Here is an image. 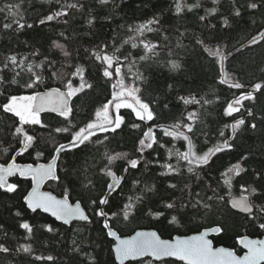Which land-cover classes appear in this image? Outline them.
I'll list each match as a JSON object with an SVG mask.
<instances>
[{"label":"trees","instance_id":"1","mask_svg":"<svg viewBox=\"0 0 264 264\" xmlns=\"http://www.w3.org/2000/svg\"><path fill=\"white\" fill-rule=\"evenodd\" d=\"M64 3H73L75 0H62ZM85 4L82 12L70 10L68 17H61L57 20L47 22L44 25L39 24V19L52 11L57 10L59 5L55 0H0V7L5 4H19V11L23 14L27 23H32V28L21 31L4 30L3 24L10 22L6 19L7 13H0V60L8 54H18L19 56H28L30 60L39 63L47 57L55 62V68L65 74L74 71V66L82 65L85 68V78L93 84L91 90H86L74 98L75 117L73 123L82 125L90 119L95 109L102 106L111 98V88L101 76L99 65L89 55L87 49L94 48L103 42L111 45L113 41L119 45L129 35L128 25H136L158 16L161 23L153 27L161 29L152 33H146L148 40L158 43L161 48L158 49L160 55L159 63L144 64L141 71H144L148 77V83L141 85L143 99L149 102L151 107L158 115L156 123L161 126H167L177 120L182 119L188 111H197L202 123H197L196 140L198 148L205 149L214 144L222 142L232 136L230 125L234 119L243 117L246 120L245 126L237 132L234 139L229 142L234 144L232 150H226L217 153L213 157L209 181L216 186V179L219 173L227 169L232 164L241 160L242 156H247L246 161H242L243 166L248 168V172L242 174V179L237 178L234 183V194L238 195V186L240 183L264 185V180L255 181L253 169L264 170V93H257V101L253 104L245 102L247 107L253 109L254 115L247 116L245 110L234 114V117H225L223 108L226 102L241 91L251 90V84L264 80V43L248 47V41L258 31L264 30V4L256 10L248 8L250 2L260 3L261 0H218L214 4L213 0H179L182 6L199 3L200 7L184 11L176 15L175 5L177 0H125L119 8L101 6L97 0H81ZM119 2V0H117ZM216 8L214 15H209V10ZM236 8H239L241 15H234ZM89 13L96 17L94 24L90 27L87 23ZM111 17L110 20L106 17ZM200 16L206 19L201 21ZM227 17L230 22L229 27L223 26V19ZM68 19L69 23H63ZM210 25H215L214 28ZM15 27V25L13 26ZM65 36H61V33ZM183 34V35H181ZM167 36V40L164 37ZM67 37V39H65ZM197 38L204 39L210 47L218 43L227 45V49L233 52L226 62L227 69L232 72L235 79L245 84V89L237 90L218 83V66L215 58L210 57L204 52L203 48L196 43ZM54 43H60L70 53L69 57H64L60 49L54 47ZM179 45V46H178ZM169 49L173 52L168 55ZM240 49V51H236ZM38 50L39 55L33 57L31 54ZM132 51L134 56L142 54L141 49H131L125 45L121 49L122 54ZM168 60H178L182 68L178 71H170L167 66ZM143 64V62H139ZM127 71V69H125ZM9 77L12 75L8 73ZM44 84L38 89L46 90V87H58L59 82L48 79L49 72L45 71ZM28 77L24 75V80ZM73 79L75 85L79 84L78 78ZM23 82V81H21ZM172 88L169 89L168 85ZM17 85L9 87V91H15ZM61 90H64L61 88ZM32 90L19 89V94H29ZM195 95L197 98L203 97L213 101L211 104L201 108L199 105H183L178 100L181 95ZM219 97V100L216 98ZM168 107L165 108L164 105ZM121 115L125 117V125L122 126L116 134H107L109 139L103 145L89 146L83 151H73L63 156L58 163L60 168L58 174L62 177L60 182H50L46 189L57 196L62 197L64 189H70V201H81L85 207L92 223L72 224L70 227L64 226L40 212L32 213L26 208L22 200V195L31 190L32 182L27 179H16L14 183L19 185L17 193L7 194L0 190V243L9 247L10 252L0 253V264H93L90 258H95L94 264H113L114 256L111 252L113 241L106 237L102 229V218L94 215L95 206L91 205L90 200L99 198L105 194L107 183L111 182L110 177L100 173L107 161L103 154L125 153L129 159H139L140 164L136 169H129L127 173L124 168L127 166V160L121 159L114 162L111 166L118 176H124L119 188L109 197V204L103 205L106 212L119 213L123 205L132 198L143 195L145 185H155L156 191L147 194L145 199L137 205L135 215L128 222L122 220V217H114L111 223L121 235H131L136 230H156L164 239H171L176 235H191L203 231L204 227L213 225L214 221L223 220L227 225V231L219 236L213 237L215 246H224L234 249L237 254L240 247L236 239L240 235H249L250 238H262L257 228L247 223L243 214H237L234 210L228 208H219L216 215H210L202 218L203 213L193 214L191 210L188 214L182 215L183 226L177 227L169 225L162 217L160 221L151 219L146 215L149 208L163 210L162 201H168L179 197L181 193L167 188L169 182L177 183L182 186L185 182L183 177L160 176L164 171L161 167L164 163L175 164V158L169 160L167 149L173 145L181 151L186 150V142L173 141L170 137L163 136L159 128L155 127L158 139L165 144V148L154 146L155 150L146 149L143 157L137 151L138 141L142 136V130H147L148 125L135 121L134 116L129 110L122 109ZM50 128L47 130L37 129L43 133L44 140L67 143L70 139L69 134L55 133L56 127L65 126L62 118L56 115L43 114ZM132 122L141 123V129H132L128 125ZM255 123L256 129L253 130L250 125ZM225 133L224 137L219 136V132ZM202 133H207L205 137ZM105 133H98L100 139H103ZM12 140L7 135L6 130L0 125V141L4 146H8V141ZM207 140V143L205 141ZM12 147H16L13 142ZM51 144L41 143L39 147L30 149L29 152L21 156H16L15 152L10 151L7 154L0 152V164L10 162L11 157L15 156L16 162L20 164H41L47 163L50 159L49 149ZM44 151V156L37 158V151ZM147 163V167L145 164ZM69 168L70 174L65 176L64 168ZM92 181L89 188L84 187L88 181ZM138 180L139 184H134ZM202 188V186H201ZM201 190V189H195ZM211 195V193H208ZM16 211L22 213L21 216L15 215ZM166 216L176 214L171 210L167 211ZM27 221L33 226V232L27 233L26 230L19 227V224ZM52 224L57 231L49 233L43 225ZM6 234V235H5ZM31 245L32 253L27 254L17 252L20 245ZM53 256L54 260H36L35 256ZM150 259L130 262L128 264H147ZM169 264H181L169 260Z\"/></svg>","mask_w":264,"mask_h":264},{"label":"snow or ice","instance_id":"2","mask_svg":"<svg viewBox=\"0 0 264 264\" xmlns=\"http://www.w3.org/2000/svg\"><path fill=\"white\" fill-rule=\"evenodd\" d=\"M55 2L59 8L39 19L40 25L61 17H68L70 10L82 12L85 8V4L81 0H75L73 3H64L62 0H55ZM97 2L101 6L111 4L113 8H119L125 0H119V2L117 0H97ZM213 3H218V0H213ZM262 4H264V0H261L260 3L250 2L247 6L249 9L256 10ZM185 7L188 11H192L200 5L196 3L182 6L177 0L176 15H180ZM4 12L7 13L6 19L10 18V22L3 24L4 30L21 31L25 27H33L32 23H27L24 20L23 14L19 11V4H5L4 7H0V13ZM216 12L217 9L214 7L209 10V15H214ZM234 15L237 17L241 15L239 8L235 9ZM106 19L110 20L111 17H106ZM199 19L204 21L206 17L200 16ZM95 20L96 17L89 13L87 23L90 27ZM63 23L67 25L68 19H64ZM160 23L159 17L153 16L146 22L128 25L127 30L132 35H129L119 45L113 41L111 50L108 42H103L86 50L90 57L98 63L104 81L110 85L111 98L95 109L92 117L79 126L73 123L75 117L74 98L93 88V84L85 78V68L82 65L74 66V71L65 74L56 69L55 62L47 57L39 63L33 62L28 56H19L18 54H8L0 60V125L12 138L8 141V146H4V143L0 141V152L7 154L12 151L15 152L16 156H21L29 152L30 149L39 147L41 143L51 144L50 159L47 163L35 166L33 164L21 165L16 162V158L13 156L10 162L0 164V190L7 194L17 193L19 185L10 182L9 178L19 175L30 179L32 182L31 190L22 195L24 205L32 213H36L38 210L48 213L63 225H71L73 221L92 223V219L87 214L85 207H82L80 200L70 202L69 188L64 189L62 198H57L51 192H42L41 187L46 181L60 182L62 180L58 174L60 168L58 162L62 160L63 156L76 150L83 151L90 145H103L109 139L107 134H116L126 123L124 115H121V110L125 109L130 111L135 121L148 125L147 130H142V136L138 141L137 151L141 158L146 149L155 150L154 146L165 148V144L158 139L153 130V124L159 128L163 136L170 137L173 141L186 142V150L184 151L174 145L167 149L168 159L175 158L176 163L162 164L161 167L164 171L159 173L160 176L183 177L185 182L182 186L173 182L167 184L168 189L179 191L181 195L168 201H162L163 210L154 211L149 208L146 212L148 217L156 221H160L163 217L169 225L180 227L183 226L180 217L188 214L189 210L193 214L203 213L202 218H207L210 215H216L218 209L223 207L234 210L237 214H243L249 225L264 233V185L258 187L255 184L240 183L238 186L239 194L236 195L233 192L234 188L237 187L234 181L238 177L242 179V174L248 172V168L242 164V161L248 159L247 156H242L240 161L220 172L216 179V186H213V183L208 179L213 157L217 153L234 148V144L230 143L229 140L235 138L237 132L241 130L242 126H245L246 120L241 117L234 119L230 125L226 124L225 127L231 128L232 136L212 147H207L205 150L198 148L194 139L197 135V123H202L197 111H188L182 119L170 125L161 126L156 123L157 113L150 103L143 99L141 85L148 83V77L144 71H141V68L144 64L150 67L152 63H159L160 52L158 49L161 48L158 43L148 40L145 34L160 31L161 29L153 27L160 25ZM14 25L15 27H13ZM223 26H230L227 17L223 19ZM210 27L214 28L215 25H210ZM60 35L65 36L63 32ZM164 39L167 40V36ZM196 43L210 57L215 58L218 66L219 84L227 85L231 89H245V84L235 79L234 74L226 67V62L233 55V52L227 49V45L218 43L210 47L204 39L199 38H197ZM262 43H264V30L253 35L247 46L251 47ZM125 45H129L133 50L141 49L142 54L134 56L132 51L122 54L121 49ZM54 47L60 49L64 57L70 56L63 44L54 43ZM236 51L238 52L240 49H236ZM31 55L33 57L38 56L39 51L36 50ZM168 55H173L171 49H169ZM139 62H143V64ZM167 66L173 72L182 68V64L178 60H168ZM45 71L49 72L48 79L58 81L60 86H49L44 91L38 90L44 84ZM8 73L12 75L9 77ZM24 75L28 77L26 80H24ZM69 76L78 78L79 84L75 85L73 79L68 78ZM13 85H17L18 88L15 91H9V87ZM21 88L32 91L29 94H19ZM168 88L171 89L172 85L169 84ZM257 93H264V80L251 84V90L241 91L239 95L228 100L223 108V115L234 117V114L240 113L243 109L247 112V116L252 117L254 115L253 109L247 107L245 102L254 104L257 101ZM216 99L219 100V97ZM178 100L185 106L199 105L201 108L213 102L203 97L197 98L192 94L181 95ZM164 107L167 108L168 105L165 104ZM42 113H54L57 117L62 118L65 126L56 127L54 131L58 134H69L70 139L67 143L43 139V133L38 132L37 129L47 130L50 125L42 119ZM141 123L132 122L128 126L132 129H141ZM250 127L255 130L257 125L252 123ZM98 133H105L106 135L100 139ZM202 134L207 137V133ZM224 135L223 131L219 132V136L224 137ZM13 142L16 147L11 146ZM44 154L43 150L37 151L36 157L40 158ZM103 158L107 163L99 171L104 176L110 177L111 182L107 183L108 191L99 198L91 199L90 203L95 206V217L102 218V229L106 237L111 238L114 242L111 247V252L114 254L113 264H126L130 260L143 262L145 257L151 258L147 264H169V260L180 261L183 264H264V239H253L249 235L238 236L236 243L244 250L242 255H238L232 248L214 246L213 240L208 237L212 234L219 236L227 231V225L223 220L214 221L213 225L204 227V230L198 231L196 235H176L171 239H162L156 230H139L135 231L133 235H121L111 223L113 218L122 217L123 221L128 222L135 215L137 205L145 199L147 194L154 193L156 189L155 185H145L143 195L136 197L135 202L129 198L119 213L112 212L109 214L101 206L109 204V197L120 187L124 179V176H118L111 166L117 160H127V166L124 168V172L127 173L129 169L138 168L140 160L129 159L125 153L109 154L108 152L103 154ZM145 167H147V163ZM252 171L255 181L264 180V170L253 169ZM64 172L65 176L70 174L67 166H65ZM139 183L138 180L134 181V184ZM91 184L92 181L89 180L84 187L88 189ZM198 188L201 190H195ZM209 192L211 195L208 194ZM169 210L176 214L169 218L165 214ZM15 215L19 217L22 213L16 211ZM2 227L0 225V228ZM19 227L29 234L33 232V226L27 221L20 223ZM43 227L49 233L57 231L52 224H45ZM16 251L31 254L33 250L31 245L22 244ZM9 252V247L0 243V253L7 254ZM35 259L52 261L54 257L37 255ZM90 259L94 264L95 258Z\"/></svg>","mask_w":264,"mask_h":264},{"label":"water","instance_id":"3","mask_svg":"<svg viewBox=\"0 0 264 264\" xmlns=\"http://www.w3.org/2000/svg\"><path fill=\"white\" fill-rule=\"evenodd\" d=\"M42 114H49V115H56V114H54V113H42ZM153 130L155 131V128H153ZM22 165V164H21ZM24 165V164H23ZM35 166V165H34ZM17 178H20V179H26V178H23V177H20L19 175H17V176H15V177H11V178H9V181L10 182H12L13 180H15V179H17ZM51 180H49V181H46L45 183H44V185L41 187V191L42 192H50V191H47V190H45V186L50 182ZM52 193V192H51ZM53 194V193H52ZM54 195V194H53ZM56 196V195H55ZM57 198H62V197H58L57 196ZM83 207V206H82ZM30 211V210H29ZM38 212H40V213H42L43 215H45V216H48V217H50L51 219H53L54 221H56L55 220V218L54 217H52L50 214H48V213H44V212H42V211H39L38 210ZM56 222H58V223H60V224H62L60 221H56ZM85 223H87V222H83V221H73L72 222V224H85ZM71 224V225H72ZM71 225H64V226H67V227H70ZM141 230V229H140ZM136 231H139V230H136ZM135 232H133L131 235H133ZM197 233H194V234H191V235H196ZM191 235H188V236H191ZM213 236H215L214 234H212V235H210L208 238L209 239H212V237ZM162 238V237H161ZM162 239H164V238H162ZM258 239V238H257ZM260 239H264V237L263 238H260ZM214 244V243H213ZM113 256H114V254H113ZM143 259H150L151 260V258L150 257H145V258H143ZM137 261H140V260H130V261H128V262H126V264H128V263H130V262H137ZM172 261V260H171ZM176 262H179V263H181V264H183V262H180V261H176Z\"/></svg>","mask_w":264,"mask_h":264},{"label":"flooded vegetation","instance_id":"4","mask_svg":"<svg viewBox=\"0 0 264 264\" xmlns=\"http://www.w3.org/2000/svg\"><path fill=\"white\" fill-rule=\"evenodd\" d=\"M238 247H239V245H238ZM243 252H244V251L240 248V249L238 250V253H239L238 255H242Z\"/></svg>","mask_w":264,"mask_h":264}]
</instances>
